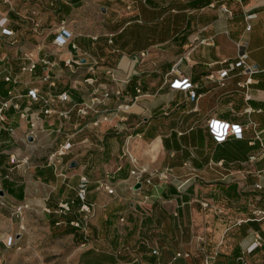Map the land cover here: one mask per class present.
Returning <instances> with one entry per match:
<instances>
[{
    "label": "crops",
    "instance_id": "0c3cea01",
    "mask_svg": "<svg viewBox=\"0 0 264 264\" xmlns=\"http://www.w3.org/2000/svg\"><path fill=\"white\" fill-rule=\"evenodd\" d=\"M10 1L4 3L0 0V13L11 10L10 26L18 33L14 44L0 35L6 41L0 52L8 56L16 69L25 51L32 53L34 58L49 55L57 62L54 67L39 64L34 74L23 76L24 80L34 79L35 85L41 86L45 92L68 91L75 101L98 89L113 92L120 85L124 88L120 101L130 104V108L119 111L118 100L113 95L104 107L109 113L108 120L94 126L92 120L98 115L80 118L73 111L68 119L58 114L50 116L43 112L42 102H32L28 96L18 99L21 108L11 107L6 111V126L14 127V131L3 129L0 133V214L16 207L22 209L40 204L47 196L52 208L61 201L72 204V210L62 216L64 223L56 222L54 228L73 229L66 235H72L75 241L81 239L83 244L93 241L92 248L110 255L113 264H158L159 259L167 263L179 249L191 250L194 254L190 260H180L177 264H191L196 255L203 257L206 251L210 252V246L215 249L222 241L216 263L221 259L218 264H236L235 257L241 243L232 247L226 242L225 234L235 227L231 226L235 218L248 213L249 200L259 195L241 193L239 183L226 177L232 170L231 163L234 168L239 167L250 153L259 150L260 141L250 145L254 133L249 129L242 139L232 136L226 142L216 143L208 131L207 121L213 116L241 124L252 120L264 142V0H130L133 12L126 9V0ZM95 4L101 10L100 14L93 16L98 24L91 15L84 13L73 17L74 9H88ZM120 4L124 7L119 8ZM32 7L44 9L41 16L44 29L41 31H33L30 25L20 21L17 14L16 10ZM68 9H72L71 13L61 20H67L74 31L72 43H76L79 49H74L73 44L66 45L57 57L51 53L54 51V35L47 27L58 24V14H64ZM107 12L119 13V21L112 28L102 24ZM248 14L254 16L247 19ZM110 33L114 34L113 42H110ZM242 41H247L250 62L260 68L253 76L254 82L246 88L239 87L237 82L243 79L239 68L231 72L226 86L210 80L207 77L210 72L227 64L210 66L209 63L224 58L233 61L239 54L238 44ZM43 44L47 47L39 49ZM188 51L191 53L188 59L184 57L181 68L198 84L197 110H194L196 103L187 99L185 91L172 89L170 81L165 79L177 57L185 56ZM142 52L147 53L144 59L133 63ZM69 57L81 61L75 72L65 63ZM96 60H99L97 65ZM0 69H3L1 61ZM46 72L55 86L40 81ZM128 76L130 79L125 82ZM87 77L95 78V82L87 83ZM7 86L1 83V94H6ZM138 86L142 89L140 94ZM136 96L138 99L134 101ZM69 106L68 102L53 104L56 110ZM247 108L252 111L247 112ZM24 112L26 115L22 116ZM32 118L39 127L34 137L29 135ZM70 136L74 142L72 149L55 158L62 172L59 175L56 166L48 162V156ZM127 151L136 162L125 154ZM219 151L223 154L218 155ZM13 153L19 155V160L26 155L30 160L14 164L10 160ZM211 159L215 162L224 159L225 167L209 164ZM73 161L75 166H72ZM136 166L148 170L140 178V188H135L138 178L130 174ZM254 167L264 169V159L257 161ZM83 175L89 179L87 193L90 192L92 197L86 196V200L95 206L91 218L97 211L101 212L98 207L103 212L107 205L98 201L100 180L109 176L111 183L119 180L129 186L130 202L126 212L138 213L140 219L133 222L121 217L124 220L118 222V228L119 231L123 229L120 231L123 242L115 252L95 246L101 239L95 236L97 230L92 220L88 222V238L81 228L71 224L84 215L79 209L82 200L78 196ZM252 181L250 177L249 182ZM196 197L211 199L223 206L227 214H214L196 201ZM259 205H264V201ZM54 217L60 216L54 214ZM257 223H244L239 227L246 226L245 234L249 229H256L264 236L261 228L250 227ZM15 224L18 223L12 221L9 230L16 229ZM207 229L217 234L216 243L207 242L198 247L201 244L196 241V235ZM144 239L161 249L160 258L152 255L150 247L143 243ZM7 249L5 239L0 238V264ZM260 260L259 264H264L263 254Z\"/></svg>",
    "mask_w": 264,
    "mask_h": 264
},
{
    "label": "built area",
    "instance_id": "2783aa9c",
    "mask_svg": "<svg viewBox=\"0 0 264 264\" xmlns=\"http://www.w3.org/2000/svg\"><path fill=\"white\" fill-rule=\"evenodd\" d=\"M66 3H69L71 0H64ZM127 1L126 9L129 12H133V3L130 0ZM4 3H11L10 0H3ZM53 4V3H51ZM227 10L226 7H223ZM15 10V8H14ZM10 11L7 10L5 12L0 13V35L11 40V44L16 42L15 36L18 33L16 29L10 26L12 22V18L10 16ZM19 16L20 21L27 23L32 27L33 31H41L44 29V24L41 19L42 13L44 12L43 8H28L24 10H16ZM254 14H248L247 19L252 18ZM128 22L127 24H129ZM48 32L53 34L54 37L52 39V46L54 51L52 54L57 57L60 56L61 49L69 44H73L72 40L75 36L74 31L69 27L67 20H61L58 24H55L53 27H47ZM113 33L109 34L110 42H113ZM94 40L97 37H93ZM5 40L0 38V51L5 45ZM8 43V42H7ZM10 43V42H9ZM39 49L46 48L45 44L41 45ZM240 51L236 59L233 61H229V59H221L220 61L210 62L209 65L213 66L217 63L219 64H227V66L221 67L214 72H210L207 76L210 80L216 81L220 86H226L228 84L229 79L231 78V72L239 68L240 75L243 76V79L237 82V85L241 88H246L249 84L254 82V74L260 71L259 66L256 63L250 62V56L247 51V41H242L238 44ZM74 49H79V46L75 43L73 44ZM191 51H188L185 56H178L177 59L173 62L170 67L169 72L165 75V79L170 81V87L176 90H182L187 93V99L195 102L194 110H197V104L199 100V93L197 92L198 84L195 83L190 76L185 75L181 68V63L184 60V57L188 59ZM147 55L146 52H142L140 56H137L133 59V63H138L141 59ZM22 62L19 65V68L16 69L15 65L11 60L8 59L6 54H2L0 52V61L2 62L3 69H0V85L2 82L6 83L8 86L6 88V94L0 93V133L3 129H7L11 132L14 131V127L6 126L8 124V117L6 115V111L11 107L16 109H20L21 105L18 99L23 98L24 96H28L32 102H42L43 103V112L46 115H54L58 114L60 117L68 119L73 111L80 118H86L89 115H98L95 119L92 120V124L94 126H98L102 121L108 120L109 113L104 110V107L108 105L111 101L112 96L114 95L118 100L117 109L119 111H128L130 104L125 103L124 101H120V97L123 94L124 88L120 85L112 92L108 89L106 90H95L91 95L85 97L80 101H75L72 99L70 93L68 91H62L59 93H55L53 91L45 92L44 89L35 85L34 79L24 80L23 76L27 74H34L39 64L47 65L49 67L56 66V61L49 58V55L42 56L40 58H34L32 53L29 51H25L22 54ZM141 58V59H140ZM66 65L72 67V71H76V65H80V59L76 60L74 57L65 59ZM99 60L95 61L97 65ZM111 73V70H108ZM128 82L130 76L125 78ZM40 81L50 83V87L55 86V83L51 81V76L48 72L41 76ZM85 81L89 84H93L95 82V78L87 77ZM21 85L25 88L21 89ZM26 90V91H25ZM137 92L142 93L141 87L138 86ZM138 96L135 97L136 101ZM63 102L70 103V106L66 109L56 110L53 107L55 102ZM247 112H251V108L246 109ZM26 112L22 114L25 116ZM31 122V130L29 135L34 137L36 130L38 127L34 118H32ZM208 131L212 136L213 140L216 143L226 142L230 137H235L237 139L244 138V132L246 130L251 129L254 133L253 138L250 139V145H255L257 141H260V148L257 151L250 153L247 159L240 163V166L234 168V163H231L232 170L226 179L230 181L238 182L241 193L250 192L254 194H258V197H253L249 200V211L246 215L235 218L231 223V226H241L244 223L249 222H263L264 221V205H259L260 201H264V169H257L254 167L257 161L264 159V142L262 141L261 133L256 130V124L249 120L246 124H241L239 122H232L227 119H223L220 117L213 116L207 121ZM182 134V132H180ZM2 145V141H0V146ZM74 146V142L72 141V136L68 138V140L61 145L57 150L50 153L48 156V162L50 164H54L59 175H62L61 170L59 169V165L55 158L57 156H64L68 153L69 150ZM129 156V158L136 162V158H134L128 151L125 153ZM19 155L13 153L10 155V160L12 163H19L21 160L24 162H29L30 156H24L21 160H19ZM211 165H217L220 167H225V160L220 159L218 161H213L211 159ZM118 169H121L118 167ZM148 170L145 167L139 168L135 167L130 170V174L138 178V182H141L140 178L143 176L145 172ZM252 177L253 181L250 183L249 178ZM89 179L87 176L83 175L81 178V185L78 188V196L82 200V204L80 206V211L84 213L82 219H75L71 221V224L81 228L84 235L87 237L88 235V222L93 215L94 205L87 202V184ZM150 182V180H148ZM99 189L106 190L108 193H114L115 188L112 186L110 182L109 176H106L105 179L99 181ZM196 201H200L202 206L207 209H211V211L216 215H225L226 210L223 206H219L215 202H213L209 198H195ZM194 200V201H195ZM253 200V201H252ZM49 213H54L59 216L63 214H67L72 210V204L70 201H61L59 202L56 208H45ZM21 210V207L18 208ZM178 215V213H176ZM124 220V218H121ZM64 221L59 220L57 224H62ZM230 228L227 229V231ZM246 239L244 243H241V248L238 255L235 257L236 264H259L261 263L260 255H264V236L260 230L249 229L248 233L244 236ZM196 241L202 246L203 244H207L208 239L204 232L196 235ZM143 243L148 245L151 249L152 255L157 257H161V249L158 246H152L148 239H144ZM9 244H12V238L9 240ZM223 244V241L220 242L215 249H212L210 252H207L203 256L202 264H215L216 259L220 253V246ZM193 252L191 250L179 249L177 250L171 257L167 263H163L160 259L158 264H177L180 260H190L193 256ZM252 257L253 260H249L248 257Z\"/></svg>",
    "mask_w": 264,
    "mask_h": 264
},
{
    "label": "rangeland",
    "instance_id": "374dc122",
    "mask_svg": "<svg viewBox=\"0 0 264 264\" xmlns=\"http://www.w3.org/2000/svg\"><path fill=\"white\" fill-rule=\"evenodd\" d=\"M123 7L124 5H119V8ZM71 11L72 9H68L64 14H58L59 18H57V22H60L62 17L66 18ZM100 12L101 10L95 4L94 7L88 9L87 7L74 9L75 15H73V17H79L82 13L93 17L95 14H100ZM93 18L95 20V17ZM102 21V24L112 28L119 21V13L112 12L109 14L107 12ZM94 22L98 24V20ZM217 154L223 153L219 151ZM117 178L112 180L115 181ZM126 183L125 181L119 180L112 183V186L115 188L114 193H108L106 190L100 189L101 196L98 201L101 204H107L106 209L102 212V208L98 207V209H101V212L100 210L97 211L90 221L92 220L96 226L97 232L95 236L101 239V241L96 242L95 246L101 249L110 248L115 252L120 248L123 242V240H120L122 235L120 231L123 229L119 231L118 222L121 221L122 216H125L126 219L132 220L133 222H137L140 219L138 213L135 215L126 212V209L129 208L127 205L130 202V197L127 192L129 186ZM122 193L125 194L122 196ZM45 197L46 198L40 201V204L31 205L29 208H22L20 211L18 207H16L15 210H8L0 214V238H4L8 245V249L4 251L2 264H78L81 254L89 248H92L94 244L93 241H87V244H83L81 239L75 241L72 235H58V233H56L58 229L51 227L49 221L51 217L50 214L52 213H49L45 209L46 207L52 208V206L48 204V197ZM87 197L92 198L90 192L87 193ZM167 202H169V200H167ZM1 206L2 204L0 203V207ZM120 209L123 211L119 212ZM12 221L18 224H15L16 227L14 228L16 229L9 230ZM106 221H108V223H105ZM115 223L117 224L116 227L112 226V224ZM252 226L261 228V230L264 231V221L250 225V227ZM221 228L222 227H219L220 232H222ZM246 231V226L243 229L239 226L231 228L230 231L225 234L226 242L229 244L231 243L233 245L232 247L239 245V243H244L246 240L244 239ZM203 232L207 236L208 242L212 244L216 243L214 239L217 238V234L213 230L207 229L203 230ZM16 233H19L18 237ZM111 236H113V238H111ZM10 238H12V244H9ZM91 240H93V237H91ZM84 241H86V239H84ZM212 248L213 247L210 246L208 248L209 251H211ZM223 256H225V254ZM248 258L249 260H253L250 256ZM195 259L194 261L193 259L191 260V264H202V255H196ZM219 261H221V259H218V263H221ZM222 261L224 263L226 262L225 259Z\"/></svg>",
    "mask_w": 264,
    "mask_h": 264
},
{
    "label": "trees",
    "instance_id": "16d2710c",
    "mask_svg": "<svg viewBox=\"0 0 264 264\" xmlns=\"http://www.w3.org/2000/svg\"><path fill=\"white\" fill-rule=\"evenodd\" d=\"M50 215H51V217L49 219L50 225H51V227H54L56 222H58L59 220H63L62 216L65 214L61 215L58 218L54 217V213H52ZM57 229L58 230H56V233H58V235H66L69 233L70 230H73V229H62V228L61 229L57 228ZM112 260L113 259L111 258L110 255H108L104 252H101V251H96L94 248H89L87 251H85L81 254L79 261H78V264H113Z\"/></svg>",
    "mask_w": 264,
    "mask_h": 264
},
{
    "label": "water",
    "instance_id": "95a60500",
    "mask_svg": "<svg viewBox=\"0 0 264 264\" xmlns=\"http://www.w3.org/2000/svg\"><path fill=\"white\" fill-rule=\"evenodd\" d=\"M76 165V162H72V166H75ZM141 187V183L140 182H138L137 184H136V186H135V188H140Z\"/></svg>",
    "mask_w": 264,
    "mask_h": 264
}]
</instances>
